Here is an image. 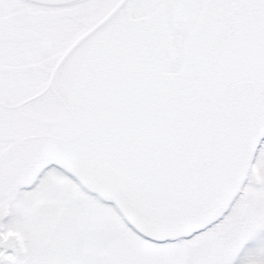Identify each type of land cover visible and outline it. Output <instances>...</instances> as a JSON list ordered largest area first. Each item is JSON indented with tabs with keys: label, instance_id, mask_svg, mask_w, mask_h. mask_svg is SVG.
Returning <instances> with one entry per match:
<instances>
[{
	"label": "snow or ice",
	"instance_id": "1",
	"mask_svg": "<svg viewBox=\"0 0 264 264\" xmlns=\"http://www.w3.org/2000/svg\"><path fill=\"white\" fill-rule=\"evenodd\" d=\"M0 264H264V0H0Z\"/></svg>",
	"mask_w": 264,
	"mask_h": 264
}]
</instances>
